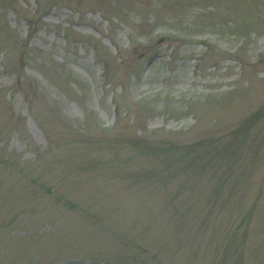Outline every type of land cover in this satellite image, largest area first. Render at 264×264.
<instances>
[{
    "label": "rangeland",
    "instance_id": "1",
    "mask_svg": "<svg viewBox=\"0 0 264 264\" xmlns=\"http://www.w3.org/2000/svg\"><path fill=\"white\" fill-rule=\"evenodd\" d=\"M0 264H264V0H0Z\"/></svg>",
    "mask_w": 264,
    "mask_h": 264
}]
</instances>
